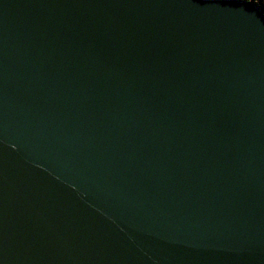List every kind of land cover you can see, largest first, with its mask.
I'll return each instance as SVG.
<instances>
[{
	"label": "water",
	"instance_id": "95a60500",
	"mask_svg": "<svg viewBox=\"0 0 264 264\" xmlns=\"http://www.w3.org/2000/svg\"><path fill=\"white\" fill-rule=\"evenodd\" d=\"M0 264H264L260 7L0 0Z\"/></svg>",
	"mask_w": 264,
	"mask_h": 264
},
{
	"label": "trees",
	"instance_id": "16d2710c",
	"mask_svg": "<svg viewBox=\"0 0 264 264\" xmlns=\"http://www.w3.org/2000/svg\"><path fill=\"white\" fill-rule=\"evenodd\" d=\"M246 1L258 5L264 14V0H246Z\"/></svg>",
	"mask_w": 264,
	"mask_h": 264
}]
</instances>
